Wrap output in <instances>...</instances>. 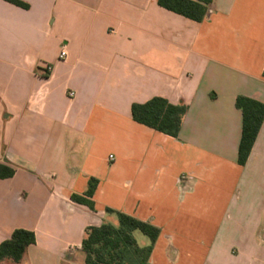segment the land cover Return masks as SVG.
<instances>
[{
    "label": "crops",
    "instance_id": "crops-1",
    "mask_svg": "<svg viewBox=\"0 0 264 264\" xmlns=\"http://www.w3.org/2000/svg\"><path fill=\"white\" fill-rule=\"evenodd\" d=\"M18 1L0 0V245L28 230L22 264H86L111 209L160 229L150 264H264V123L240 165L236 106L264 104V0L201 23L158 0ZM155 97L188 107L178 137L134 121ZM91 179L95 211L72 201Z\"/></svg>",
    "mask_w": 264,
    "mask_h": 264
},
{
    "label": "trees",
    "instance_id": "trees-1",
    "mask_svg": "<svg viewBox=\"0 0 264 264\" xmlns=\"http://www.w3.org/2000/svg\"><path fill=\"white\" fill-rule=\"evenodd\" d=\"M25 7L18 0H8ZM213 0H158V5L170 12L201 23L207 16L209 5ZM236 106L243 114V134L239 150V163L245 165L264 123V104L244 96H239ZM186 105H173L166 99L155 97L144 104L132 105V117L139 124L148 126L163 134L178 137L185 115ZM15 174L13 169L0 165V178H10ZM98 180L89 181L85 197L73 195L72 201L95 211L94 196ZM116 214L118 226L103 224L90 227L82 249L86 253V264H150L153 246L160 236V229L142 222L132 216L107 209ZM140 231L151 241V245L140 247L133 236ZM36 243L32 231L19 229L13 232L10 239L0 245V264L11 261L22 264L28 248Z\"/></svg>",
    "mask_w": 264,
    "mask_h": 264
},
{
    "label": "built area",
    "instance_id": "built-area-1",
    "mask_svg": "<svg viewBox=\"0 0 264 264\" xmlns=\"http://www.w3.org/2000/svg\"><path fill=\"white\" fill-rule=\"evenodd\" d=\"M66 57H67L66 50L63 49V50L61 51L60 58H61V59H64V58H66ZM74 96H75V93H74V92L70 93V97H74ZM110 158H111V160L113 159L112 156H111Z\"/></svg>",
    "mask_w": 264,
    "mask_h": 264
},
{
    "label": "rangeland",
    "instance_id": "rangeland-1",
    "mask_svg": "<svg viewBox=\"0 0 264 264\" xmlns=\"http://www.w3.org/2000/svg\"><path fill=\"white\" fill-rule=\"evenodd\" d=\"M138 233H139V235H143V234H141V232H140V231H139Z\"/></svg>",
    "mask_w": 264,
    "mask_h": 264
}]
</instances>
